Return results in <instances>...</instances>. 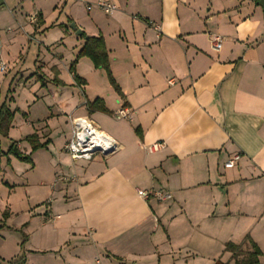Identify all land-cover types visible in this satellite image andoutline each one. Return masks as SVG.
<instances>
[{"label":"crops","instance_id":"obj_1","mask_svg":"<svg viewBox=\"0 0 264 264\" xmlns=\"http://www.w3.org/2000/svg\"><path fill=\"white\" fill-rule=\"evenodd\" d=\"M81 1L84 14L100 10L87 8L99 0ZM108 1L118 8L106 20L97 13L91 23L70 19L88 36L104 37L110 69L123 95L110 84L104 69L92 64L90 73L81 72L88 57L76 64L80 85L72 74L64 80L53 59L56 55L40 66V57L36 59L23 89L35 86L39 94L30 95L27 111L4 101L14 112L9 133L28 127V133L11 144L18 142L17 148H24L21 152L34 162V173H23L30 211H24L22 230L26 226L27 232L16 254L3 257L4 262L235 264L226 244L251 251L246 239L250 236L264 264L263 6L256 0ZM77 3H72L74 11ZM6 5L3 0L1 9ZM43 17L41 25L46 28L44 13ZM22 25L34 39L36 25ZM56 27L52 23L48 28ZM12 31L9 27L4 37L1 34L5 40L1 52ZM56 31L61 43L67 41L60 53L70 52L69 47L78 54L85 38L76 30ZM213 34L223 39L218 50L212 45ZM3 58L8 63L4 52ZM18 66L17 74L22 70ZM39 67L52 75L56 87L45 84ZM17 74L7 78L9 91ZM99 77L100 84H92ZM10 98L16 104L15 95ZM96 98L103 99L110 113L89 111L88 101ZM2 101L0 90V105ZM123 105L133 111L132 119L116 117ZM62 115L89 116L119 149L91 161L61 158L57 152L59 161L52 166L57 149L49 128ZM70 124L63 134L65 143L71 136V120ZM34 132L41 142L49 141L46 147L32 151L24 138ZM156 142L163 147L150 152L148 147ZM235 154L240 159L226 167ZM8 159L12 162L10 155ZM2 161L3 156L1 169ZM2 182L11 189L20 184ZM153 188L169 191L172 198L147 200L138 194L139 189ZM7 220H0V235L11 229Z\"/></svg>","mask_w":264,"mask_h":264},{"label":"rangeland","instance_id":"obj_2","mask_svg":"<svg viewBox=\"0 0 264 264\" xmlns=\"http://www.w3.org/2000/svg\"><path fill=\"white\" fill-rule=\"evenodd\" d=\"M75 1L78 2L75 11L72 8L74 0H7L6 7L4 9H0V29L2 31V37L7 34L6 30L9 27L13 29L8 37H12L11 41L6 40V42L4 43L5 47L3 48V52L8 58V69L5 72L0 71V90L3 97V103L7 100V103H13V105H15L16 107H21V112L28 110L27 105L28 103H31L30 97L32 95L35 96L39 93L35 89V86L29 90V88L23 89V85L29 78L30 73L34 69H36L35 64L36 59L38 60V57H40V59L38 60L37 65L40 66V64H45L46 62H48L52 56L57 55L58 57H53V59L56 58L57 64L61 71V77L66 81L69 78H72L70 76L71 74L73 75V72L70 70V67L73 61L76 59L77 54H72V49L69 47L67 48L70 52L60 53L62 48H66L65 46L67 45V41L61 43V40L58 37L56 38V36H58V32L56 30L64 28L74 32V29L71 28V23L77 22L76 20H73L69 23L70 17H72V19H77L76 17H80L78 19H83L82 21H84L85 23H91L93 21V18L97 15H100V18L103 20L110 18V14H106L105 12L98 9H93V11H91L90 13L84 14L85 4L81 0ZM72 10L74 11V13L72 12ZM38 11H40L39 14H42V23L44 20L43 13L45 14L46 28L41 25L42 23H40L39 25H37V23L34 24L37 25V27H35L39 32H36L37 30L34 31L35 38L30 39V33L27 34L25 32L22 24L30 25L29 18L32 15L37 14ZM52 23L57 24V27L55 28L56 30H53L54 27L52 28V31L50 30L51 28H48ZM45 30L47 33H49L48 35L44 36L43 31ZM4 41H1L0 38V45ZM40 51L42 52V54ZM16 58H18V60L15 61ZM47 64L49 65V63ZM92 64L94 63H92V61L88 58L82 61V66L80 67L81 72L90 73L91 69L89 70L88 68H91ZM17 65H19L18 68H22V70H19L18 74L16 73L18 70ZM43 67H39V75L43 78L46 85H48L49 87H56L57 84L53 81V79H51L52 75H49L48 71ZM14 73L17 74L18 77L16 78L12 89L9 91L7 78H10V76L13 77ZM105 74H107V78L111 84L106 70ZM94 79L95 78H93L91 81L92 84L95 82L97 85H99L101 82V78L99 77L95 80ZM18 82L20 83V85H18ZM11 94L15 95L16 104H14V102H11ZM35 109L37 110L36 114L38 115V107H36ZM69 119L67 116L62 115L60 116V118L53 121V124H51L49 128L52 131L51 136L54 141L53 147L57 149L56 152L54 151L55 160L51 162L52 166H54V164L59 161L56 160L58 157V154L56 155L57 152L60 154L61 158L62 156L69 157V154L64 150L65 142H63V134L68 133L71 127V119ZM27 128L28 127H22L19 129L18 127H16L15 129H11L10 133H8L9 135L7 136L0 134V152L4 158V161H2L1 164L2 169L0 167V220L4 221V219H8L7 222L11 227V229H8L6 232H3V234L0 235V264L10 263L6 260V262H4L3 257L6 259H10L14 254H16L19 243L25 237L24 231L27 232L26 226L25 228L23 227L22 230L23 223H25L24 211L30 209L28 197L24 194L25 185L22 184L28 183V179L27 176L25 177L23 175V173L26 171H31V173L33 174L34 171L32 169V166L34 162L32 158L30 161H23L21 159H18L15 149V153H7L9 151L11 141L13 139H20L22 136L26 135L28 133ZM46 132L47 131H45L44 133ZM60 135L62 136L61 139ZM61 142H63V144ZM21 151L24 152V148H21ZM8 155L11 156L12 162L9 161ZM42 166L43 165H41L39 168H41ZM47 170L48 169L42 171L48 173L49 171ZM36 172V174H38V170ZM23 179H25V182L23 181ZM30 179H32L31 176ZM3 180H9L13 184L19 182L20 184L17 187H13V189H11V187L6 186V184L2 182ZM53 182H55V179L53 180ZM10 264H13V262H11Z\"/></svg>","mask_w":264,"mask_h":264},{"label":"built area","instance_id":"obj_3","mask_svg":"<svg viewBox=\"0 0 264 264\" xmlns=\"http://www.w3.org/2000/svg\"><path fill=\"white\" fill-rule=\"evenodd\" d=\"M0 0V9L1 2ZM99 8L101 11L106 14L113 13L117 8V4L108 0H99L95 5L89 4L87 6L88 10H91L93 7ZM30 24L34 25L38 22V14L32 15L29 18ZM155 28H160L159 25H156ZM1 37V30H0ZM222 37L213 34L212 35V45L213 48L218 50L222 46ZM7 61L4 60L2 52L0 51V71L5 72L8 69ZM116 117L119 119L130 120L133 117V111L127 106H122L118 109ZM72 122V132L69 139L64 144V150L69 154V156L75 160H85L91 161L96 155L107 156L113 152H116L120 145L118 142L105 133L100 126L89 116H70ZM164 143L156 142L148 147L150 152L159 150L163 147ZM110 152L109 154H106ZM240 159L239 154H235L232 158L225 162L226 167H233L236 164V161ZM58 180H63L64 176H59ZM138 194L144 199H149L151 196L156 197L160 201H165L172 198V194L169 191L162 189H149L143 190L139 189Z\"/></svg>","mask_w":264,"mask_h":264},{"label":"trees","instance_id":"obj_4","mask_svg":"<svg viewBox=\"0 0 264 264\" xmlns=\"http://www.w3.org/2000/svg\"><path fill=\"white\" fill-rule=\"evenodd\" d=\"M256 1H260V0H256ZM72 21L73 20L71 19L69 20V22H72ZM40 23H42V14H38L37 25H39ZM81 37L85 38V44L82 47V49L78 52L76 59L73 61L70 67L71 71L73 72L76 83L80 85L83 82L82 78L76 73V64L80 58L88 57L93 61L95 67L102 68L107 71L111 84L113 85L115 90L120 95H123L110 69L109 52H108L104 37L101 35L100 36H88L84 31ZM87 106H88L89 111L91 112L97 110V111H102L105 113H110V111L106 108L103 99L101 98H96L92 102L88 101ZM13 119H14V112L10 109V107L6 103H3L2 105H0V134H3L5 136L8 135L9 130L12 126ZM137 132H138V129H137ZM24 140L29 142L33 151L40 149L42 147H46L49 143V141L41 142L40 137L36 132L26 136ZM17 145H18V142H13L7 153H15L14 147ZM1 156L2 154L0 152V159H1ZM16 156L23 161L31 160V157L29 154H24L20 150L18 151ZM246 239L250 240L252 244L251 251H245L243 250L242 245H237L232 242H228L226 244V250L232 252L233 254L232 256L235 259V264H260V256L262 255V252L259 246L251 239L250 236H247ZM216 264H225V263L218 261Z\"/></svg>","mask_w":264,"mask_h":264},{"label":"water","instance_id":"obj_5","mask_svg":"<svg viewBox=\"0 0 264 264\" xmlns=\"http://www.w3.org/2000/svg\"><path fill=\"white\" fill-rule=\"evenodd\" d=\"M258 3H259L261 6H263V8H264V0H260ZM71 28L74 29V30H76V33H77L78 35H82L83 31H82L81 29L77 28V25H76L74 22L71 23ZM14 149H15V152H16V154H17V153H18V148H17V146H15ZM109 153H110V152H107L106 154H109Z\"/></svg>","mask_w":264,"mask_h":264}]
</instances>
